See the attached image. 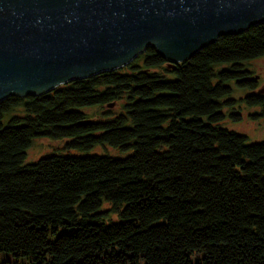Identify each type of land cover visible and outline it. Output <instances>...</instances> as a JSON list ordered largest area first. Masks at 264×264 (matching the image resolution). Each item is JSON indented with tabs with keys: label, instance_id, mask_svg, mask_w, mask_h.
Returning <instances> with one entry per match:
<instances>
[{
	"label": "trees",
	"instance_id": "obj_1",
	"mask_svg": "<svg viewBox=\"0 0 264 264\" xmlns=\"http://www.w3.org/2000/svg\"><path fill=\"white\" fill-rule=\"evenodd\" d=\"M261 57L264 22L185 62L149 47L122 68L6 97L0 251L33 264H264V140L223 125L242 120L241 103L264 118L247 66ZM42 137L78 152L26 162Z\"/></svg>",
	"mask_w": 264,
	"mask_h": 264
},
{
	"label": "water",
	"instance_id": "obj_2",
	"mask_svg": "<svg viewBox=\"0 0 264 264\" xmlns=\"http://www.w3.org/2000/svg\"><path fill=\"white\" fill-rule=\"evenodd\" d=\"M264 22V0H0V102L131 63H172Z\"/></svg>",
	"mask_w": 264,
	"mask_h": 264
},
{
	"label": "rangeland",
	"instance_id": "obj_3",
	"mask_svg": "<svg viewBox=\"0 0 264 264\" xmlns=\"http://www.w3.org/2000/svg\"><path fill=\"white\" fill-rule=\"evenodd\" d=\"M247 66L251 71H253L254 75L260 80V87L255 92H262L264 94V57L252 60L247 62ZM235 85L234 82L231 83ZM247 90L239 89L235 86L234 92L232 97L240 99L245 95ZM122 103L115 102L114 104L110 105L114 111L119 112L121 110ZM233 111H238L241 114L242 120L240 121H233L231 118H227L223 125L227 126L230 129H234L238 132L246 134L249 142H256L264 140V118L254 116L252 114H256L260 112L259 107H250L244 103L238 104L236 108L232 109ZM92 114H99L102 111L100 107H93L90 110ZM97 118V117H96ZM101 118V117H99ZM69 138H59L54 139L50 137H42L36 138L33 141V144L27 151V158L26 162H33L37 159L41 158L42 156L64 152V153H77V150H68L66 149V143L69 141ZM102 148L96 149L98 152H103ZM107 151L111 154H118V150L109 147ZM105 152V151H104ZM110 202H105L103 208H110ZM112 217L117 219V215L113 214ZM67 231V228L61 227L58 231L59 234ZM56 235L51 233L50 238L53 239ZM10 262L11 264H33L32 260L28 259L27 257H16L11 252L7 251H0V262Z\"/></svg>",
	"mask_w": 264,
	"mask_h": 264
}]
</instances>
